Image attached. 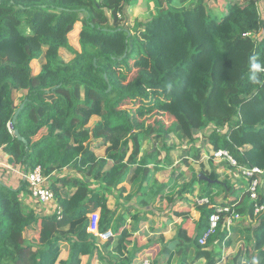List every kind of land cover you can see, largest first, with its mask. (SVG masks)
I'll list each match as a JSON object with an SVG mask.
<instances>
[{
	"label": "trees",
	"instance_id": "trees-1",
	"mask_svg": "<svg viewBox=\"0 0 264 264\" xmlns=\"http://www.w3.org/2000/svg\"><path fill=\"white\" fill-rule=\"evenodd\" d=\"M136 1L0 0V149L25 169L41 167L46 178L66 169L83 175L49 185L60 216H39L21 202V195H30L24 181L12 189L0 177V264H25L28 251L33 252L27 264H81L82 257L86 264H216L222 249L233 250V264H264V211L252 214L246 182L233 190L229 180L219 181L212 160L206 170L201 149L190 154L188 148L195 133L211 128V149L227 150L238 165L264 171V31L256 38L264 30L257 6L264 0H228L219 20L195 0H148L154 3L149 18L123 28L117 16ZM78 24L79 51L68 40ZM61 49L71 61L64 62ZM139 56L153 75L140 71L130 88H121L112 72L128 71ZM253 57L261 69L255 81ZM21 91L26 93L16 105L14 94ZM146 91L166 103L173 119L167 130H137L133 114L119 109L127 99L148 98ZM8 123L26 143L8 132ZM169 135L188 144L178 157L195 172L190 170L177 193L183 174L171 176L170 183L153 176L161 169L159 151H169ZM151 140L162 142L160 148L153 145L140 157L141 143ZM100 149L102 157L95 155ZM200 174L218 182L199 180ZM195 184L199 190L205 186L197 197L208 204L193 202L198 218L192 221L190 209L175 210L183 196H194ZM215 189L223 193L219 201ZM231 189L236 197L228 201ZM114 193L117 204L141 206L132 214L126 211L132 205L123 210L136 224L132 231L123 214L108 207ZM209 206L231 207L241 217L229 230L221 219L201 246ZM169 211L185 222L169 241L155 242L161 245L159 257L151 259L146 251L154 242L140 244L133 233ZM91 214H98V234L111 232L115 240L101 242L88 231Z\"/></svg>",
	"mask_w": 264,
	"mask_h": 264
},
{
	"label": "rangeland",
	"instance_id": "rangeland-1",
	"mask_svg": "<svg viewBox=\"0 0 264 264\" xmlns=\"http://www.w3.org/2000/svg\"><path fill=\"white\" fill-rule=\"evenodd\" d=\"M195 2H200L207 15L208 16H212L216 19H220L222 17V14H224L226 12V4L228 3V0H195ZM153 6L154 3L150 2L148 0H137L133 5H129L127 7L124 8V10L122 12H120L117 16L118 22L120 23V25L123 28L126 29H132L133 25L135 23H141L146 21L149 18V14L152 12L153 10ZM258 9L260 12V15L262 17V19H264V3L262 1H258ZM80 25H76L75 26V30L74 32H72L69 37V44L77 51H79V46H78V31H79ZM262 30L257 36L256 38H260L261 35L263 34ZM260 36V37H259ZM59 54L61 56V58L64 60V62H69L72 60L73 56L68 53L66 50L61 49L59 51ZM39 67V61H34V63H32V68L33 71H35L36 68ZM129 67L130 69L128 71L126 70H122L123 73H121L118 70H114L112 72V74L117 78V80L119 81V86L121 88H130L131 87V82L132 80L137 76L138 72L140 71H144L145 73H147L148 75H153L152 74V69L149 66V63L147 60H145V58L139 56V58L137 59H133L129 62ZM145 91V90H144ZM148 93V98H136V99H127L125 100L122 105L119 107L120 110H127L129 112H131L133 114V125L135 127V129L140 130V129H146V128H151V127H155V128H159L162 126L163 130H167V128H169V126L172 125L173 119L171 116H169V114L167 113V110L165 109V104L162 105V103L160 101H163V99H161V97H159L158 93H153L149 91H146ZM25 95V91H21V92H16L14 94V99H15V103L19 104L21 98ZM211 133V128L205 130L204 132H199V133H195V142L194 145L188 147V144L185 142H181L179 139H177L176 137H174L173 135H169L167 140L165 141V145L166 147L169 148V151L167 150H160L159 151V157L158 160L161 162V169L157 172L154 173V179L158 182V183H167V182H171V176L172 177H178L179 175L183 174V178H179V180L177 181L176 187L174 188V192H178L183 184H185L187 182V177L186 174L190 173V170L195 173L191 168H187L186 165H184V163L178 158V154H182L183 150L185 148H189L190 149V154L193 153L194 150L197 149H201L202 151V160L203 163L205 165L206 170H209V160H207V158H205V156H207V153L211 150L210 145L208 144V136ZM162 142H154L153 140L151 141H143L141 143V151H140V157L143 156L146 153H150L153 150V145L154 148H160ZM168 153V154H167ZM169 156V161H167L165 159V155ZM95 155L98 157H102L104 156V152L103 149L100 150H96L95 151ZM213 165L215 167H217V171L219 173V181L224 182L225 180H229L231 182V184L233 185V183L235 182H241V179L238 178L236 176V174H233L231 170L227 169V168H223L221 167L222 163H218V162H214L212 161ZM2 173H4V171L0 172V176L2 175ZM174 173V175H173ZM7 177V178H1V181L4 180V182H6L10 187L13 186H18L19 180L17 177H13L11 178V172H6L5 174L2 175V177ZM83 177V175L77 174L75 172L72 171V169H66L62 172H58L55 173L52 177L47 178V184L50 185L52 181L56 180L57 178H59V180L64 179V178H81ZM175 179V178H174ZM233 181V182H232ZM61 183H58V185H60ZM264 184V183H263ZM64 186L66 187L67 184L65 183ZM196 186V184L194 185ZM98 185L94 184L92 188H97ZM205 187V186H204ZM204 187L200 188L199 192H202L204 190ZM217 192H220V197L223 195V193H221V191L219 189H215ZM234 190V189H233ZM232 189L227 193V197L226 199L229 201L231 199H235L236 194L235 191H233ZM262 193L264 194V188L262 189ZM116 193H114L113 195H108L109 198V206L110 208H115L117 206L116 200L115 202H113V204H111V200L113 201L116 197ZM218 199V197H216ZM21 202L29 207L30 209H32L36 214H38L39 216H49L52 215L56 210H57V202H56V198L54 197V200L47 204V205H41V204H36L37 202H35L34 200H32L30 198L29 195L27 194H23V196H20ZM185 197L183 196L182 201H179L180 203L182 202V204L185 206L187 204H190L191 201L184 200ZM193 202H195L193 200ZM125 207H127V205H124ZM139 207L141 208V206H137L134 204V206L132 205V209L134 210V208ZM123 209V207H122ZM113 210V209H112ZM131 213V211L129 212V214ZM191 213V212H190ZM189 213V214H190ZM169 218H171L172 222H174V217L171 215L170 211H169ZM175 229L176 226H174ZM176 232V231H175ZM146 234L143 236L139 237V243L141 244H145L148 241L154 242V244L151 247H154V245H158V247L160 248V243L157 244L155 242H160V236L159 238H154L151 237L153 239H147L146 238ZM135 238V237H134ZM145 238V239H144ZM164 240V239H163ZM115 242V241H114ZM165 242H167V240H165ZM113 245V244H112ZM33 251H28L25 255L26 261L25 264H27V260L29 259L30 254ZM157 256V254L152 255V257ZM151 258V257H150ZM30 264V262H29ZM223 264H232V259L230 257V255L228 256V258L226 259V261Z\"/></svg>",
	"mask_w": 264,
	"mask_h": 264
},
{
	"label": "built area",
	"instance_id": "built-area-1",
	"mask_svg": "<svg viewBox=\"0 0 264 264\" xmlns=\"http://www.w3.org/2000/svg\"><path fill=\"white\" fill-rule=\"evenodd\" d=\"M248 36H250L248 34ZM264 72V71H263ZM8 132L13 135L14 130L11 123L7 124ZM207 160H212L218 163L227 164L232 173L236 174L238 178L246 182V192L249 196L250 201L253 203L252 211L253 215L256 216L259 213L264 211V199L259 203V188L263 186L264 171L257 167H245L240 166L236 160L230 155L227 150L211 149L207 156ZM14 172L17 174L22 181L27 185L28 191L30 193V198L37 202L36 204L47 205L54 200V193L47 184V178L43 175L41 167H35L33 169H25L18 167L15 169L13 163L10 159L1 151L0 149V172ZM201 204H208L207 199H201L198 202ZM213 211L208 217V227L203 235L199 238V245H205L207 239L214 234L218 223L222 219V222L225 225L227 230L237 221L241 216L232 211L231 207L227 206H209ZM60 209L58 208L55 213L60 216ZM225 214V215H224ZM227 214V215H226ZM223 215V217H222ZM90 224L88 231L95 236H98L101 242H108L114 239V236L111 232H106L104 234H98L97 223L99 220L98 214H91L89 217ZM143 264H148L144 262Z\"/></svg>",
	"mask_w": 264,
	"mask_h": 264
},
{
	"label": "crops",
	"instance_id": "crops-1",
	"mask_svg": "<svg viewBox=\"0 0 264 264\" xmlns=\"http://www.w3.org/2000/svg\"><path fill=\"white\" fill-rule=\"evenodd\" d=\"M39 70H40V67L36 68L35 71H34V74H37L39 72ZM165 159L167 161H169V156L166 158V155H165ZM13 166L15 167V169L18 168V165L13 164ZM160 167H161V165H160ZM5 173L6 172L4 171L3 174H5ZM187 174H186V177H189V175H187ZM2 175L0 176L1 178H7L5 176L2 177ZM10 177L11 178L17 177L18 180H19V183L22 181L20 179V177L17 174H15L13 171L11 172V176ZM1 182L3 184H5L6 186H8L9 188H12V189H16V188L19 187V184H18L17 187L16 186L10 187L6 182H4V180L1 181ZM242 182H243V180H241L240 183L239 182L233 183V185H232L233 187L232 188L234 190H237L240 187H243V185H242L243 183ZM198 189H199V187L196 184V186H194V191H195L194 194H193L194 196H191L190 194H186L184 196L185 197V199H184L185 201H187V200L191 201L190 204H187V205L184 206L182 204V202L181 203L179 202V201H182L183 197L181 199L178 198L179 199L177 201L178 202L177 203L178 204V206H177L178 209L175 210V211H177V210L178 211H183V209H185V208L190 209L189 212H191V213L189 214V216H190V218H191L192 221H194V220H196L198 218V214L194 210V207H193V200L196 202V204H198V202H199V199L197 197ZM215 199L219 201L221 199V197L219 196L218 199L217 198H215ZM113 202H115V199L113 201L111 200V204H113ZM109 203H110V201H109V198H108V207L110 208ZM134 204L135 203L132 202V203L128 204L127 207H129L130 205H133L134 206ZM135 205H137V204H135ZM122 207H123V209H122ZM127 207H125L123 205L122 201H120L115 208H110V209L111 210L112 209L113 210L116 209L117 210V212H116L117 215L123 214V218L126 219V222H127L126 228L128 230H131L132 231L134 229V227H136V224H135L134 221H132L131 219H129V214L126 213L125 211H123ZM137 208H139V207H137ZM57 209H58V207H57ZM126 211L127 212H130L131 211V214L133 213V209L132 208L129 211L128 210H126ZM170 213L174 217L173 218L174 219V222H172L171 218L168 217L169 214L165 218H155V219H151V220L148 221V223H143L141 227L138 226V231H136L135 233H133L134 237L139 238L140 236H143V235L146 234V236H147L146 238L147 239H153L151 237H154L156 239V238H159V236H160V238H163L164 241L165 240L169 241L174 236V234H175L176 229L174 228V226H176V228H177L178 226H180L181 224H183L185 222V220L182 217L177 216L175 213L173 214V212H170ZM161 220L164 221V225L163 226H162V224L160 222ZM113 240H115V239H113ZM158 252H159L158 245H154V247H151L150 249H148V251H146V254H148L151 257V259H156V258L159 257L158 256L159 255ZM220 253H221L220 254V259L217 261L216 264H223L226 261V259L228 258L229 255H230L231 259L233 258V250H231V249H228V250L222 249ZM155 254H157V256L152 257V255H155ZM86 262H87V257H82L81 264H86ZM204 262L205 261H202L199 264H204ZM98 264H102V263H99L98 262Z\"/></svg>",
	"mask_w": 264,
	"mask_h": 264
},
{
	"label": "water",
	"instance_id": "water-1",
	"mask_svg": "<svg viewBox=\"0 0 264 264\" xmlns=\"http://www.w3.org/2000/svg\"><path fill=\"white\" fill-rule=\"evenodd\" d=\"M130 42H131V41H130ZM108 89H110V88H108ZM23 106H24V104H21V105L19 106V108L16 110L15 115H14L13 120H12L13 122H15L16 117H17V114L20 112V110L23 108ZM13 135H14V137L17 138L19 141H21V142H23V143H26L25 140L19 135V133H18L17 130L14 131ZM199 180H203V181H206V182L211 183V184L218 182V181H216V180H214V181H210L207 177H205V176L202 175V174H200V176H199Z\"/></svg>",
	"mask_w": 264,
	"mask_h": 264
},
{
	"label": "clouds",
	"instance_id": "clouds-1",
	"mask_svg": "<svg viewBox=\"0 0 264 264\" xmlns=\"http://www.w3.org/2000/svg\"><path fill=\"white\" fill-rule=\"evenodd\" d=\"M252 63H251V69H252V76L250 77L253 81H255L256 80V75H255V73L257 72V71H260L261 69H260V64H258V63H256L255 62V57H253L252 58ZM3 152V151H2ZM6 155V154H5ZM7 156V155H6ZM8 157V156H7ZM9 159H10V157H8ZM11 161H12V159H10ZM12 163H13V161H12ZM14 164V163H13ZM16 165V164H15ZM18 167H21V168H24V167H22V166H20V165H18ZM3 174V173H2ZM28 189V188H27ZM55 213V212H54ZM253 264H255V262H253Z\"/></svg>",
	"mask_w": 264,
	"mask_h": 264
}]
</instances>
